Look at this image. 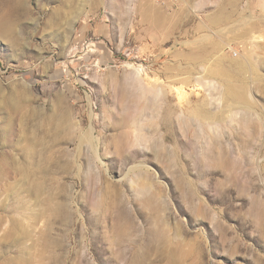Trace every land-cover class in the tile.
<instances>
[{
	"label": "rangeland",
	"instance_id": "374dc122",
	"mask_svg": "<svg viewBox=\"0 0 264 264\" xmlns=\"http://www.w3.org/2000/svg\"><path fill=\"white\" fill-rule=\"evenodd\" d=\"M14 1L0 264H264V0ZM136 71L169 90L151 145L121 90Z\"/></svg>",
	"mask_w": 264,
	"mask_h": 264
},
{
	"label": "bare ground",
	"instance_id": "6f19581e",
	"mask_svg": "<svg viewBox=\"0 0 264 264\" xmlns=\"http://www.w3.org/2000/svg\"><path fill=\"white\" fill-rule=\"evenodd\" d=\"M14 4H15L13 6L14 8H22L23 9V7H24V6H22L23 4L17 0L14 1ZM8 31H9V28L6 26H3L2 29H0V32H8ZM241 66H242V64H241ZM250 68H252V66H250ZM244 71H246V70H244V68H242V67L239 70V72H244ZM253 72H254V70L251 71V73H253ZM140 76L141 75L139 74L138 71H136L135 74H130L129 76H127V79L125 80L126 85L121 86L122 87L121 90H122L123 95H125L124 97L130 99V104H131L129 106L130 116H129L128 120L130 123L129 127L135 133V141L139 145L148 144V142L151 145V143L149 141L150 137L148 136L149 132L146 131L144 123L148 119H155V118L159 117V114L161 112L160 109L162 108L161 107L162 105H159L160 100L162 101V103H163V101H165L164 99L169 94V90H167L163 87L156 89L157 88V82H158L157 80H155L154 82L151 83L148 80L143 81V79H141ZM222 78L226 79L227 75H226V77H222ZM199 79H201V80H199ZM208 79L209 78H208V72H207L201 78H197L195 81H196V83L200 84L204 80L203 83L206 82L205 86L207 87V86H209V85H207V84H209ZM233 87L234 86L226 85L223 92L221 93L222 98H220V99H223L226 101L230 100L229 98H232V99L236 98L235 100L242 99L244 96L243 91L237 90ZM240 89H241V86H240ZM219 104H220V102H219ZM198 111L202 115L203 113L207 112V109L205 111L204 108H202V109L199 108ZM161 115L162 114H160V116ZM90 132H93V129H91ZM153 144H156V143L154 142ZM148 148H149V146H148ZM95 153H96V151H95Z\"/></svg>",
	"mask_w": 264,
	"mask_h": 264
}]
</instances>
